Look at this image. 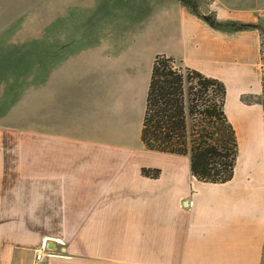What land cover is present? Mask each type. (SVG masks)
I'll return each mask as SVG.
<instances>
[{"label": "crops", "instance_id": "1", "mask_svg": "<svg viewBox=\"0 0 264 264\" xmlns=\"http://www.w3.org/2000/svg\"><path fill=\"white\" fill-rule=\"evenodd\" d=\"M74 3L90 80L80 100L102 116L76 121L68 86L66 125L55 119L51 132L45 120L41 204L0 165V264H264V0H216L208 12L205 0ZM157 55L226 86L230 182L204 183L189 156L143 145Z\"/></svg>", "mask_w": 264, "mask_h": 264}, {"label": "rangeland", "instance_id": "2", "mask_svg": "<svg viewBox=\"0 0 264 264\" xmlns=\"http://www.w3.org/2000/svg\"><path fill=\"white\" fill-rule=\"evenodd\" d=\"M75 1L0 0V165L10 180L32 183L27 191L38 204L45 120L49 117L51 132L55 119L66 125L68 86L76 121L87 120L91 114L102 116L99 111L93 114L80 100L90 80L84 28L68 20L83 16L76 10L73 13ZM69 38L74 50L70 57L66 56ZM33 213L41 225V208Z\"/></svg>", "mask_w": 264, "mask_h": 264}, {"label": "trees", "instance_id": "3", "mask_svg": "<svg viewBox=\"0 0 264 264\" xmlns=\"http://www.w3.org/2000/svg\"><path fill=\"white\" fill-rule=\"evenodd\" d=\"M262 61L264 74V53ZM226 98L220 80L183 68L173 57L157 55L141 133L143 145L153 152L189 156L193 175L204 183L230 182L238 140L225 112ZM261 101L264 106V98ZM142 175L158 179L161 171L143 168Z\"/></svg>", "mask_w": 264, "mask_h": 264}, {"label": "built area", "instance_id": "4", "mask_svg": "<svg viewBox=\"0 0 264 264\" xmlns=\"http://www.w3.org/2000/svg\"><path fill=\"white\" fill-rule=\"evenodd\" d=\"M215 1H216V0H205V5H206V6L204 5V7H207V6L211 7L212 5L215 4ZM36 258H37V260L41 261V260H42V254H38V255L36 256Z\"/></svg>", "mask_w": 264, "mask_h": 264}, {"label": "water", "instance_id": "5", "mask_svg": "<svg viewBox=\"0 0 264 264\" xmlns=\"http://www.w3.org/2000/svg\"><path fill=\"white\" fill-rule=\"evenodd\" d=\"M204 12H208V9L206 7H203Z\"/></svg>", "mask_w": 264, "mask_h": 264}]
</instances>
